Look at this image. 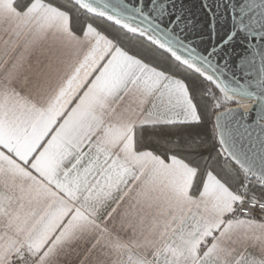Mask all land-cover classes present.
I'll use <instances>...</instances> for the list:
<instances>
[{"label":"snow or ice","instance_id":"6c2138e0","mask_svg":"<svg viewBox=\"0 0 264 264\" xmlns=\"http://www.w3.org/2000/svg\"><path fill=\"white\" fill-rule=\"evenodd\" d=\"M240 99L264 0H0V264H264Z\"/></svg>","mask_w":264,"mask_h":264},{"label":"water","instance_id":"95a60500","mask_svg":"<svg viewBox=\"0 0 264 264\" xmlns=\"http://www.w3.org/2000/svg\"><path fill=\"white\" fill-rule=\"evenodd\" d=\"M185 3L187 4V6L191 7L195 11L198 8L199 0H185ZM241 83H243V80H241ZM251 90L252 89H250V91ZM239 102H246L247 106L244 108L241 105H238L240 103H237L234 100L233 103L237 104L231 105L226 109L232 110L238 113V115L228 118L225 123L234 124L236 121H240V123L242 124L252 126L249 128V130L252 131L253 136H255L259 128L264 127V119L260 118L262 115L260 110V102L248 99H240ZM225 110L220 113H224ZM242 117L243 119H241Z\"/></svg>","mask_w":264,"mask_h":264},{"label":"trees","instance_id":"16d2710c","mask_svg":"<svg viewBox=\"0 0 264 264\" xmlns=\"http://www.w3.org/2000/svg\"><path fill=\"white\" fill-rule=\"evenodd\" d=\"M58 2H59V0H58ZM97 23H100V22L97 21ZM100 26H101V27H104L103 24H100ZM208 129H210V125L207 124V122H206V124H205L201 129H199V130L203 132V131L208 130ZM213 147H214L215 149H219V148H220V145H219L218 143H214Z\"/></svg>","mask_w":264,"mask_h":264},{"label":"bare ground","instance_id":"6f19581e","mask_svg":"<svg viewBox=\"0 0 264 264\" xmlns=\"http://www.w3.org/2000/svg\"><path fill=\"white\" fill-rule=\"evenodd\" d=\"M240 104H238V105H241L242 107H246L247 106V103L246 102H239Z\"/></svg>","mask_w":264,"mask_h":264},{"label":"built area","instance_id":"2783aa9c","mask_svg":"<svg viewBox=\"0 0 264 264\" xmlns=\"http://www.w3.org/2000/svg\"><path fill=\"white\" fill-rule=\"evenodd\" d=\"M235 104H237V103H235ZM230 105H232V104H230ZM230 105L224 107V109H219L218 111H219V112H222V111H224L226 108H228ZM258 211H259V210L257 209V212H258Z\"/></svg>","mask_w":264,"mask_h":264},{"label":"rangeland","instance_id":"374dc122","mask_svg":"<svg viewBox=\"0 0 264 264\" xmlns=\"http://www.w3.org/2000/svg\"><path fill=\"white\" fill-rule=\"evenodd\" d=\"M230 104H235V103H233V102L228 103V104L225 105V107L228 106V105H230ZM230 106H231V105H230ZM221 109H224V108H221Z\"/></svg>","mask_w":264,"mask_h":264},{"label":"flooded vegetation","instance_id":"af4514ba","mask_svg":"<svg viewBox=\"0 0 264 264\" xmlns=\"http://www.w3.org/2000/svg\"><path fill=\"white\" fill-rule=\"evenodd\" d=\"M232 105H235V104H232Z\"/></svg>","mask_w":264,"mask_h":264}]
</instances>
